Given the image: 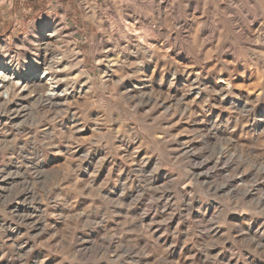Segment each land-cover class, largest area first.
Wrapping results in <instances>:
<instances>
[{
  "label": "rangeland",
  "instance_id": "1",
  "mask_svg": "<svg viewBox=\"0 0 264 264\" xmlns=\"http://www.w3.org/2000/svg\"><path fill=\"white\" fill-rule=\"evenodd\" d=\"M52 28L75 94L0 108V264H264V0H0L1 48Z\"/></svg>",
  "mask_w": 264,
  "mask_h": 264
},
{
  "label": "bare ground",
  "instance_id": "2",
  "mask_svg": "<svg viewBox=\"0 0 264 264\" xmlns=\"http://www.w3.org/2000/svg\"><path fill=\"white\" fill-rule=\"evenodd\" d=\"M56 29L45 31L16 54L0 47V108L21 106L23 101L60 106L74 97L69 79L63 77V60L56 58Z\"/></svg>",
  "mask_w": 264,
  "mask_h": 264
}]
</instances>
